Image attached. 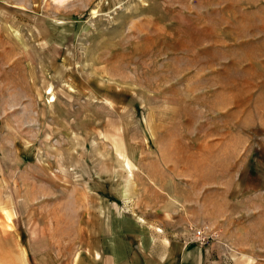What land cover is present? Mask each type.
I'll list each match as a JSON object with an SVG mask.
<instances>
[{"label":"rangeland","instance_id":"obj_1","mask_svg":"<svg viewBox=\"0 0 264 264\" xmlns=\"http://www.w3.org/2000/svg\"><path fill=\"white\" fill-rule=\"evenodd\" d=\"M105 181L130 217H90ZM129 219L264 264V0H0V264H93Z\"/></svg>","mask_w":264,"mask_h":264},{"label":"crops","instance_id":"obj_2","mask_svg":"<svg viewBox=\"0 0 264 264\" xmlns=\"http://www.w3.org/2000/svg\"><path fill=\"white\" fill-rule=\"evenodd\" d=\"M83 188L88 190L87 196L96 202L90 217H130L124 216L115 206L119 207L112 199L115 190L110 182L88 183ZM122 196L126 199L123 187ZM141 215L161 217L149 211H143ZM105 221L107 229L103 239L98 238V248L91 253L93 264H211L203 247H187L179 241H168L146 223L129 219L125 225L116 224L109 228L110 221Z\"/></svg>","mask_w":264,"mask_h":264},{"label":"built area","instance_id":"obj_3","mask_svg":"<svg viewBox=\"0 0 264 264\" xmlns=\"http://www.w3.org/2000/svg\"><path fill=\"white\" fill-rule=\"evenodd\" d=\"M194 227H189L186 234H191L192 237H189V240L186 241V245L190 246L193 244H198L201 246H205L210 239H212V235H207V229L209 228H204V227H199L196 229H193Z\"/></svg>","mask_w":264,"mask_h":264},{"label":"bare ground","instance_id":"obj_4","mask_svg":"<svg viewBox=\"0 0 264 264\" xmlns=\"http://www.w3.org/2000/svg\"><path fill=\"white\" fill-rule=\"evenodd\" d=\"M95 14H96V12H95ZM55 101H56V99H55V97H53L51 102H55ZM125 193H126V192H125ZM126 194H127V193H126Z\"/></svg>","mask_w":264,"mask_h":264}]
</instances>
